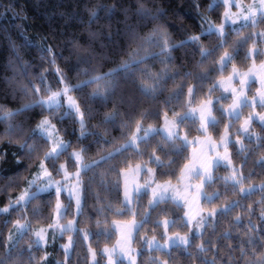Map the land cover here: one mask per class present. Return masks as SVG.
I'll return each instance as SVG.
<instances>
[{
	"label": "trees",
	"instance_id": "1",
	"mask_svg": "<svg viewBox=\"0 0 264 264\" xmlns=\"http://www.w3.org/2000/svg\"><path fill=\"white\" fill-rule=\"evenodd\" d=\"M214 1L0 0V117L34 103L42 78L45 85L55 84L56 67L74 86L84 115L83 129L75 114L57 116L39 107L0 120V209L29 185L50 148L49 140L35 130L45 116L53 117L70 145L55 161L46 160L51 173L61 177L59 166L65 161L75 171L74 150H80L88 164L81 173L83 205L71 255L66 256L62 245L70 232L50 236L46 247L37 244L32 233L54 222L57 194L49 191L36 194L23 209L0 212V264H89L90 247L102 259L103 246L116 239L114 221L133 216L123 204L122 170L141 163L154 169L157 181H176L194 144L156 132L137 147L114 151L138 127H159L166 116L186 112L190 89L195 104L217 99L215 125H209L208 134L219 141L226 129L231 133V164L215 169L207 187V194L215 196L204 202L206 209L218 212L201 233L191 235L188 246L149 249L144 238L164 240L165 220L171 221L170 234L191 230L185 206L171 200L152 205L150 192L142 193L136 203L142 221L135 239L139 264H264V124L255 123L242 133L247 114L229 117L225 108L230 98L217 87L232 67L247 69L264 60V50L250 55L263 44L256 42L255 32L264 30V16L257 25L228 29L223 38L207 31L223 15V4ZM205 52L209 55L203 56ZM226 53L232 59L222 68ZM97 92L100 95L93 98ZM180 131L191 140L205 134L192 119L181 120ZM25 144L28 148H22ZM232 167L242 177L239 184L228 178ZM63 198L66 220L75 206L66 195ZM17 220L31 229L9 245Z\"/></svg>",
	"mask_w": 264,
	"mask_h": 264
},
{
	"label": "rangeland",
	"instance_id": "2",
	"mask_svg": "<svg viewBox=\"0 0 264 264\" xmlns=\"http://www.w3.org/2000/svg\"><path fill=\"white\" fill-rule=\"evenodd\" d=\"M217 2H221L223 4L221 22L219 24L210 23L207 31L211 32L210 29H213L223 38L226 37L228 29L237 30L250 23L257 25L260 20L259 18L264 16V0L214 1L215 4ZM255 35L258 36V40L256 39V42L262 40L263 44L261 45L259 43L260 46H256V49H252L250 51V55L252 57H255L256 53L260 54L261 51L264 50V30L255 32ZM227 54L231 57V53ZM230 60L223 62L222 68L227 65ZM13 67L15 68V66ZM55 71L58 79H56L55 84H52L53 87L50 84L45 85L46 82L43 78L42 82L44 81L45 87L44 85L42 87L39 82L36 101L39 99L47 100L53 93L62 92L66 87H68L72 90L67 92L66 95L60 97L62 106L57 111L53 112L57 116L60 114L68 115L69 97L79 107L78 100L73 93L74 86L71 85L58 67L55 68ZM217 87L224 94L223 97L230 98L229 105L225 108V112L229 117L237 118L242 114V112L247 114L246 118H244L242 126H240V131L242 133L247 134L255 123L264 124V119H261V117H264V106H261L259 103L261 100V93H264V60L261 62L251 63L247 69H241L236 66L232 67L229 74L218 80ZM215 100L207 99L199 104H195L193 90L191 89L188 97L189 108L186 112L175 117L166 116L162 125L159 127L149 126L143 128L140 126V131L136 130L133 136L123 147L114 151L115 153L122 148L137 147L138 143L141 141L138 137H143V139H145L156 132H162L170 139L175 138L170 135V133L175 132L178 133L179 137L182 138L185 143L194 144L191 148V159L183 167L180 176L176 179V181H157L154 169H152L149 165L141 163L122 170L123 204L125 209H127L133 216L129 219L114 221L113 227L116 230V239L112 244L103 246L101 250L103 256L102 259L99 258L98 252L94 248L90 247L89 264H139V250L135 246V239L142 221L137 217L136 203L138 197L144 192H150L152 205L163 200H171L185 206V218L191 230L189 234H170L169 225L171 224V221L165 220L162 223L165 228L164 240L160 241L157 238H144V245H146L149 249L170 250L174 246L186 247L192 241L191 235L201 233L210 219H213L216 216L218 210L206 209L204 202L212 200L215 196L207 194V187L213 180L215 169L219 165L231 164L229 151L231 133L228 129H226L222 139L219 141H216L210 134H208L209 125L211 124L208 121H215V117L213 115V105ZM240 101H247V104L239 103ZM234 105L238 106L234 107ZM79 110L80 113L83 114L80 107ZM236 113H238V116ZM75 115L80 121L81 115ZM181 118H183L182 120H196L200 125L201 131L205 134L201 137H197L196 140H191L185 132L180 131ZM44 120H48L49 123L54 126L50 129V134L47 137L50 142V148L44 155L39 170L33 174L32 179L29 181V185L25 187L17 199L10 201L5 208L0 209V212L8 214L13 209H23L29 200L27 197H25V200L23 201L19 198L26 192L37 194L49 192H37V189L45 188L49 184L53 185L50 191L56 192L57 194L54 222L49 226L34 228L32 229V233L36 240H39L38 244L42 247H46L50 236H55V234L64 235L65 232H70L69 235H65L66 240L64 244H62L64 246L66 256H69L71 255L73 249V235L78 229L77 217L83 205L81 173L88 167V164L85 163L82 152L80 150H74L72 152V156L77 164V169L75 171H71L68 168V163L66 161L62 162L59 166L61 177H55L51 173L45 157L49 152H51L52 148L56 146V144L60 142H63L64 144L69 143L58 131L57 124L54 122L52 116H45L41 119L36 125V132L39 133L38 126ZM246 121L247 124H245ZM25 124L26 123H24V125ZM9 128H11V125ZM245 128H247V131H245ZM74 154L79 155L76 156ZM42 165L43 167H41ZM197 172L199 175L196 174ZM228 178L231 182L237 184L242 182V177H240L238 170L233 167L230 169V176ZM57 187H62L63 190L57 192ZM243 191L246 192L247 190ZM63 195H66L69 200H72L75 206L74 215L66 220L63 219L67 212V206L64 202ZM57 205L60 207L58 208ZM4 209H7V211H3ZM66 226L67 230H65ZM12 228L13 229L8 236L9 245L16 243L22 234L31 229L30 224L19 220L13 224ZM37 233H41L43 238L41 239L38 237ZM82 234L84 235V238L88 240L87 232L82 231ZM161 264L166 263L163 262Z\"/></svg>",
	"mask_w": 264,
	"mask_h": 264
},
{
	"label": "snow or ice",
	"instance_id": "3",
	"mask_svg": "<svg viewBox=\"0 0 264 264\" xmlns=\"http://www.w3.org/2000/svg\"><path fill=\"white\" fill-rule=\"evenodd\" d=\"M93 15H95V13ZM210 31H214V30L210 29ZM195 39H197V38H193V40H195ZM172 47H176V45H173ZM202 55L203 56H207V55H209V53L205 52V53H202ZM230 59H231V57L228 56V54L226 53L225 57L222 58V63L226 62L227 60H230ZM140 62L141 61H134V63H137V64L140 63ZM128 67H129V65H127V64L124 65V69L125 70H127ZM109 75H111V74H109ZM96 79H101V78H96ZM92 82H95V81H85L84 83L85 84H89V83H92ZM79 87L80 86L78 85L77 88H79ZM71 90L72 89L66 87L62 92L53 93L51 96H49V98L47 100L39 99V100L35 101L34 103L26 104L22 109H19L17 112H9V113H7V115H5L3 117H0V120L8 119L9 117H14L15 115L19 114V112L31 110V109L36 108V107H39L42 110H48V111H51V112H55L62 106L60 97L63 96V95H66L67 92H69ZM144 91H145L146 94L149 92L148 89H145ZM189 91L191 92V89ZM99 95H100L99 92L94 93L93 94V98H95V97H97ZM239 103L247 104V101H240ZM259 103L261 104V106H264V93H261V100L259 101ZM237 106L238 105H234V107H237ZM73 113L81 115L80 123H81V127L83 129V126H84L83 114L80 113L79 107L69 97V113L68 114L71 115ZM236 115L238 116V113H236ZM109 119H111V118H109ZM182 119L183 118H181V120ZM261 119H264V117H261ZM208 122L213 124V126L215 125V121L214 120H209ZM245 124H247V121L245 122ZM53 127L54 126H52L49 123L48 120H44L38 126V128H39V133L38 134L40 136L44 137L45 139H47V137L50 134V129H52ZM137 131H140L139 127L137 128ZM245 131H247V128H245ZM170 135L174 136L177 139H179L178 133L173 132V133H170ZM138 139L143 140V137H138ZM68 147H70V145L69 144H64L63 142H60V143L56 144V146H54L52 148L51 152H49L46 155L45 159L50 160V161H55ZM22 148H28V145L27 144L22 145ZM29 151H31V149H29ZM74 155L78 156L79 154H74ZM154 162L160 163L158 158H154ZM53 166H54V164H53ZM41 167H43V165ZM196 174L199 175L198 172ZM33 184H34V182H33ZM52 187H53V185L49 184L45 188L37 189V192L50 191ZM62 190H63L62 187H57L56 188L57 192H60ZM36 194L37 193H28V192H26L19 199L21 201H23V200H25V197H27V199L30 201V200L35 198ZM70 195H71V193H70ZM78 203H79V201H78ZM57 207L59 208L60 206L57 205ZM3 211H7V209H4ZM65 230H67V226L65 227ZM37 236L40 237L41 239L43 238L41 233H37ZM38 243H39V240H37V244ZM105 251H107V250H105Z\"/></svg>",
	"mask_w": 264,
	"mask_h": 264
}]
</instances>
